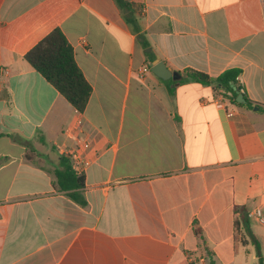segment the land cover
<instances>
[{
  "label": "crops",
  "instance_id": "crops-1",
  "mask_svg": "<svg viewBox=\"0 0 264 264\" xmlns=\"http://www.w3.org/2000/svg\"><path fill=\"white\" fill-rule=\"evenodd\" d=\"M56 29L92 87L82 113L25 60ZM231 69L251 104L182 82ZM74 125L86 206L54 186ZM258 207L264 0H0V264H259Z\"/></svg>",
  "mask_w": 264,
  "mask_h": 264
},
{
  "label": "trees",
  "instance_id": "trees-1",
  "mask_svg": "<svg viewBox=\"0 0 264 264\" xmlns=\"http://www.w3.org/2000/svg\"><path fill=\"white\" fill-rule=\"evenodd\" d=\"M25 60L39 72L78 112H84L89 104L92 87L84 77L75 61L74 50L69 44L64 33L56 29L40 41L26 55ZM241 71L231 69L217 78H212L205 73L189 70L182 80L194 81L204 85H215L219 94L236 103L238 94H243L248 104L245 91L239 85ZM54 186L65 193L73 201L82 206L87 202L83 194L85 188L84 174L73 170L71 161L66 156H61L59 166L55 171ZM199 234L200 232L197 231ZM257 253L261 257L258 242L255 243ZM264 264L261 257L260 263Z\"/></svg>",
  "mask_w": 264,
  "mask_h": 264
},
{
  "label": "built area",
  "instance_id": "built-area-1",
  "mask_svg": "<svg viewBox=\"0 0 264 264\" xmlns=\"http://www.w3.org/2000/svg\"><path fill=\"white\" fill-rule=\"evenodd\" d=\"M143 71L149 72L150 67H145ZM243 91L242 89V92ZM219 107H221V105H219ZM78 130V125L69 127L66 130V136L70 140L75 139V144L72 146H58V150L62 156H66L70 159L73 170L79 174H83L87 166L90 165V161L86 158L85 153L91 148V144L87 139L76 137ZM250 216L264 226V209L262 207L255 208L250 213Z\"/></svg>",
  "mask_w": 264,
  "mask_h": 264
},
{
  "label": "water",
  "instance_id": "water-1",
  "mask_svg": "<svg viewBox=\"0 0 264 264\" xmlns=\"http://www.w3.org/2000/svg\"><path fill=\"white\" fill-rule=\"evenodd\" d=\"M151 71L154 75L159 77L160 79L167 81L170 79H173L175 81H178L181 79V75L177 72H173L171 69H169L164 62L160 60H156L153 62L151 66ZM238 103H246V99L243 94H238L237 97Z\"/></svg>",
  "mask_w": 264,
  "mask_h": 264
}]
</instances>
